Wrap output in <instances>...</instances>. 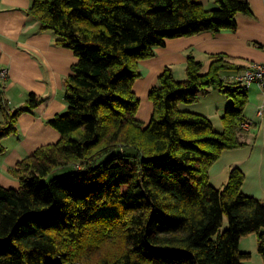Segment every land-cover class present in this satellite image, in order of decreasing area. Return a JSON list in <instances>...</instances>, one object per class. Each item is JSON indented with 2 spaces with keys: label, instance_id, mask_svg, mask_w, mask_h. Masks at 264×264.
Here are the masks:
<instances>
[{
  "label": "trees",
  "instance_id": "obj_1",
  "mask_svg": "<svg viewBox=\"0 0 264 264\" xmlns=\"http://www.w3.org/2000/svg\"><path fill=\"white\" fill-rule=\"evenodd\" d=\"M215 2L34 0L30 15L78 62L66 79L68 110L49 121L61 140L10 170L18 189L0 184V264H245L240 241L252 233L264 260V201L243 192L244 172L234 168L222 189L210 183L223 152L247 146L248 95L222 77L242 68L217 54L204 72L190 56L187 79L166 69L150 91V123L138 119L141 61L168 39L234 31L238 14L252 15L249 0ZM203 89L233 102L222 131L181 109ZM43 102L31 94L10 111L3 100L0 155L21 115Z\"/></svg>",
  "mask_w": 264,
  "mask_h": 264
},
{
  "label": "crops",
  "instance_id": "obj_2",
  "mask_svg": "<svg viewBox=\"0 0 264 264\" xmlns=\"http://www.w3.org/2000/svg\"><path fill=\"white\" fill-rule=\"evenodd\" d=\"M195 1L207 10L218 7L215 0ZM249 2L252 15L238 14L236 30L168 39L165 46L155 49V57L140 62L142 77L136 82L135 92L140 98L138 119L142 123L148 125L152 119L154 106L149 95L160 85L161 75L171 69L177 81L186 80L190 56L204 65V72L210 68L212 55L229 56L242 69L222 72V77L228 80L252 63H264V0ZM33 4L34 0H0V69L9 72L0 93V105L5 100L10 111H16L26 105L31 94L44 99L34 111L21 115L18 133L2 141L6 152L0 155V184L8 189L20 186L11 169L39 148L61 140V134L49 121L68 110L66 79L78 62L72 50L57 44L58 37L53 31L42 30L40 22L30 15ZM207 92L203 108H199L203 99L199 98L195 104L181 105V109L207 116L216 127L214 118L222 120L233 102L218 90ZM246 93L249 103L244 116L250 129L242 141L247 146L224 151L210 169V183L222 189L231 171L239 168L246 175L243 192L264 201V89L253 85ZM3 120L0 109V122ZM252 130L257 133H251Z\"/></svg>",
  "mask_w": 264,
  "mask_h": 264
},
{
  "label": "rangeland",
  "instance_id": "obj_3",
  "mask_svg": "<svg viewBox=\"0 0 264 264\" xmlns=\"http://www.w3.org/2000/svg\"><path fill=\"white\" fill-rule=\"evenodd\" d=\"M206 94H208V92L206 90H204V89L201 90L200 98H203V99H202V102L199 104V108H203V106L205 105L206 99L204 97H206ZM214 121H215V125H216V127H215L216 130L222 131L223 130L222 120H218L217 118H214ZM243 129L247 132V135H245V137L248 136L250 128H249V125L247 123H246V127H243ZM255 132H256L255 130L254 131L252 130L251 133L256 134L257 132L256 133ZM67 171L68 170H60L58 173L53 174L51 177L54 178V177L63 175ZM227 226H228V221L226 220V222L224 224V228H227ZM258 246H259V236L257 233H252L248 236H244L241 239L240 251L244 252V253H250L251 254V257L244 262L245 264H264V260L259 253Z\"/></svg>",
  "mask_w": 264,
  "mask_h": 264
},
{
  "label": "built area",
  "instance_id": "obj_4",
  "mask_svg": "<svg viewBox=\"0 0 264 264\" xmlns=\"http://www.w3.org/2000/svg\"><path fill=\"white\" fill-rule=\"evenodd\" d=\"M8 76V70L0 69V93L3 90V84L8 79ZM230 81L239 84L245 91L253 85H258L264 89V63H252L243 71L233 76ZM243 127H246V123L243 124Z\"/></svg>",
  "mask_w": 264,
  "mask_h": 264
}]
</instances>
